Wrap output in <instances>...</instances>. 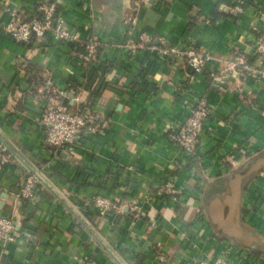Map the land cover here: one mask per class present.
Returning <instances> with one entry per match:
<instances>
[{
    "label": "crops",
    "instance_id": "crops-1",
    "mask_svg": "<svg viewBox=\"0 0 264 264\" xmlns=\"http://www.w3.org/2000/svg\"><path fill=\"white\" fill-rule=\"evenodd\" d=\"M134 1L144 30L210 54L204 74L192 76L177 57L126 54L132 10L123 0H64L68 27L101 43L89 66L78 45L15 43L5 30L12 10L35 16L38 0H0V132L127 264H197L227 241L264 264V82L227 70L240 53L254 59L264 0H243L238 17L230 11L241 0ZM200 98L211 115L197 158L187 162L168 132ZM66 100L102 126L74 150L48 146L39 123L45 104ZM14 159L0 165V217L14 214L23 226L0 264H118L41 182L31 201L18 197L32 173ZM172 176L183 203L159 195ZM98 196L114 201L105 217L92 204Z\"/></svg>",
    "mask_w": 264,
    "mask_h": 264
},
{
    "label": "built area",
    "instance_id": "built-area-1",
    "mask_svg": "<svg viewBox=\"0 0 264 264\" xmlns=\"http://www.w3.org/2000/svg\"><path fill=\"white\" fill-rule=\"evenodd\" d=\"M131 14L126 15V40L121 46L123 51L133 57L151 53L160 59L177 57L183 61L192 76H199L206 72V66L211 60L210 54L197 48L195 44L172 43L164 36H156L140 26V5L134 0H125ZM38 12L29 16L23 11L12 10V20L5 27L7 34L17 44L30 45L33 41L54 40L57 43L78 45L81 48L80 59L83 65L89 66L96 61L101 43L97 37L82 39L80 34L70 29L62 16L65 8L64 0H38ZM246 3L241 0L234 4L231 14L241 16L245 12ZM255 57L250 63L244 54H238L227 64V70L235 76L252 78L258 83L264 82V31L259 32L254 41ZM211 115V107L205 98L196 101L186 120L172 126L168 132V140L176 145L187 162H193L200 152L206 122ZM45 134V143L59 150H74L85 136H95L100 133L102 126L91 116L84 115L79 109L62 103H47L42 109L39 119ZM14 155L0 141V165L9 166L14 161ZM264 175V173H262ZM40 180L30 174L20 189L18 197L23 201H31L37 195ZM183 190L176 183L174 176L167 178L159 190L174 204L184 202ZM93 206L101 217L115 208L112 198L98 196L92 199ZM23 221L14 214L0 217V253L4 252L18 239V230ZM225 239V238H223ZM238 257L245 264H253L252 257L239 252L230 241L225 248L212 260L202 259L197 264H232L233 258ZM160 259L163 261L164 254ZM1 262V256H0ZM89 264H94L89 262Z\"/></svg>",
    "mask_w": 264,
    "mask_h": 264
},
{
    "label": "water",
    "instance_id": "water-1",
    "mask_svg": "<svg viewBox=\"0 0 264 264\" xmlns=\"http://www.w3.org/2000/svg\"><path fill=\"white\" fill-rule=\"evenodd\" d=\"M126 8L128 7L127 2L123 0ZM72 97V95H71ZM0 141L9 148V150L15 155L17 158H19L30 170V172L40 180V182L46 186L49 190H51L61 201L68 204V207L70 210L76 214V216L80 219L82 218L83 223L87 226L89 231L93 234V236L96 238V240L102 244L108 251V253L113 257V259L118 262V264H127L120 256L119 254L104 240V238L97 232V230L92 226L91 223H89L84 215L78 211V209L55 187V185L50 182L47 177L38 169L36 168L32 163L28 162L22 154L19 152V150L0 132Z\"/></svg>",
    "mask_w": 264,
    "mask_h": 264
},
{
    "label": "trees",
    "instance_id": "trees-1",
    "mask_svg": "<svg viewBox=\"0 0 264 264\" xmlns=\"http://www.w3.org/2000/svg\"><path fill=\"white\" fill-rule=\"evenodd\" d=\"M38 6H39V3H38ZM238 17V16H237ZM241 54V53H240ZM246 56V55H245ZM246 58H247V60L251 63L252 62V60L253 59H249V57L248 56H246ZM62 104H64V105H67V106H69V107H71L70 105H69V102H68V100H66L65 102H61ZM71 108H73V107H71Z\"/></svg>",
    "mask_w": 264,
    "mask_h": 264
}]
</instances>
